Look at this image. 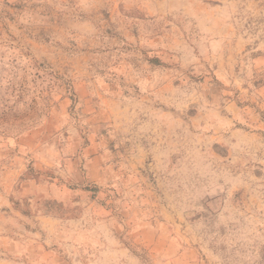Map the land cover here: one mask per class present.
Here are the masks:
<instances>
[{
    "label": "rangeland",
    "instance_id": "1",
    "mask_svg": "<svg viewBox=\"0 0 264 264\" xmlns=\"http://www.w3.org/2000/svg\"><path fill=\"white\" fill-rule=\"evenodd\" d=\"M0 264H264V0H0Z\"/></svg>",
    "mask_w": 264,
    "mask_h": 264
}]
</instances>
